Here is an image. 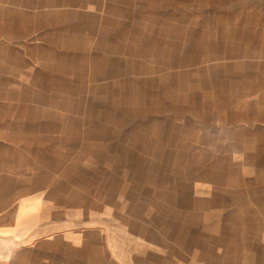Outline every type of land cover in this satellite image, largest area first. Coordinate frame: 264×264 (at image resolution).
Returning <instances> with one entry per match:
<instances>
[{"label": "rangeland", "instance_id": "rangeland-1", "mask_svg": "<svg viewBox=\"0 0 264 264\" xmlns=\"http://www.w3.org/2000/svg\"><path fill=\"white\" fill-rule=\"evenodd\" d=\"M52 3L0 0V17L10 11L86 16L84 23L29 25L35 29L29 43H48L61 33L62 43L71 46L63 50L70 53L67 62L103 59L110 68L82 73L80 84L84 107L98 116L93 122L102 134L84 128L74 138L85 151L106 155L101 160L111 167L76 172L93 177L99 208H85V183H77L76 215L61 218V248L45 247L43 257L29 256L24 264H246V257L247 264H264L257 243L264 208L259 201L239 209L245 205L234 199H214L208 181L228 169L213 168V158L228 153L198 147V133L212 135L218 122L208 118L244 91L239 75L230 78L229 64L240 62L237 52L245 41L218 38L235 28L228 23L229 2L88 0L86 7L72 8ZM15 43L0 36V78L27 64L66 63L56 55L43 60L7 54L16 52Z\"/></svg>", "mask_w": 264, "mask_h": 264}, {"label": "crops", "instance_id": "crops-1", "mask_svg": "<svg viewBox=\"0 0 264 264\" xmlns=\"http://www.w3.org/2000/svg\"><path fill=\"white\" fill-rule=\"evenodd\" d=\"M58 1L53 0L52 6L72 8L88 4V0H63L66 4ZM227 1L231 15L228 23L235 28L230 26L229 36L218 38L245 41L237 52L240 62L229 64L230 78L233 74L235 78L239 75L244 91L229 99L228 108L208 118L218 122L213 124L212 135L198 133V147L202 144L211 146L207 151L228 153L223 158L220 155L213 158V168L228 169L226 176L218 171L208 181L213 185L214 199H234L245 205L239 209L247 208L248 201H259L263 209L264 0ZM68 17L66 19L61 12L46 11L26 15L6 13L5 17H0V36L16 42V52L6 53L42 55L43 60L54 55L65 59L70 53L63 50L71 46L62 43L61 33L48 43L41 39L30 44L29 36L34 35L35 29L29 25L44 29L46 25L86 22L81 19L86 17L84 15ZM213 22L222 21L214 19ZM46 48L56 51L45 52ZM109 70L103 59L91 63L39 62L11 69L6 78H0V264H24L29 256L43 257L45 247L61 248L64 243L61 218L62 214L65 217L76 215L77 183H85L80 196L85 208H99L93 202L94 195L100 192L92 187L93 177L78 176L76 172H92L94 168L106 170L111 166L101 160L106 159V155L103 158L93 155L96 149L91 147L85 151L81 141L74 137L84 128H95L102 134L93 122L98 116L84 107L80 84L85 81L82 73ZM257 243L264 252V231ZM65 246L69 248L71 244ZM247 261L246 257V264Z\"/></svg>", "mask_w": 264, "mask_h": 264}]
</instances>
